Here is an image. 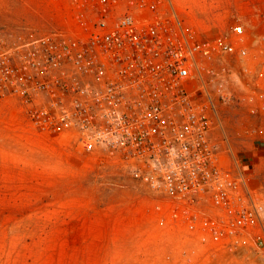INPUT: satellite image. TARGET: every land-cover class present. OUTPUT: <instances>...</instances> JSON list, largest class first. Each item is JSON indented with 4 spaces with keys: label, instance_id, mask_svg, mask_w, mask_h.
<instances>
[{
    "label": "built area",
    "instance_id": "2783aa9c",
    "mask_svg": "<svg viewBox=\"0 0 264 264\" xmlns=\"http://www.w3.org/2000/svg\"><path fill=\"white\" fill-rule=\"evenodd\" d=\"M72 6V30L0 45V100L13 98L31 127L145 190L161 230L264 250L259 193L216 136L224 107L241 101L236 84L258 77L243 26L202 37L174 0ZM247 99L264 101V87ZM177 264H194L191 253Z\"/></svg>",
    "mask_w": 264,
    "mask_h": 264
},
{
    "label": "rangeland",
    "instance_id": "374dc122",
    "mask_svg": "<svg viewBox=\"0 0 264 264\" xmlns=\"http://www.w3.org/2000/svg\"><path fill=\"white\" fill-rule=\"evenodd\" d=\"M174 1L202 37L234 23L248 36L258 77L236 84L241 101L224 107L216 136L228 139L264 207V101L247 99L264 87V0ZM73 13L72 0H0V45L72 30ZM65 142L31 127L13 98L0 100V264H177L182 250L194 264H264L262 246L222 250L161 230L145 190ZM82 234L92 241L77 243Z\"/></svg>",
    "mask_w": 264,
    "mask_h": 264
},
{
    "label": "crops",
    "instance_id": "0c3cea01",
    "mask_svg": "<svg viewBox=\"0 0 264 264\" xmlns=\"http://www.w3.org/2000/svg\"><path fill=\"white\" fill-rule=\"evenodd\" d=\"M191 1H193V4H194V6H196L199 2H198V0H190V2ZM250 187L252 188V189H255V190H257V192L259 193V196H260V188H253L251 185H250ZM81 231H83V230H81ZM66 238L67 239H69V241H71L72 240V235H67L66 236ZM90 238V239H89ZM89 239V241H92L91 239H93V237L92 236H88V235H84V234H82V235H77V236H75V240H76V242L77 243H83V242H85V241H87ZM96 239L98 240V237H96ZM72 242V241H71ZM82 246V244H79V246H77V248L79 247V249L81 248H84V246L83 247H81ZM80 253H83V250L82 251H79ZM79 253V254H80ZM77 256V255H76ZM74 262H76V263H78V262H82V261H80V260H75Z\"/></svg>",
    "mask_w": 264,
    "mask_h": 264
}]
</instances>
